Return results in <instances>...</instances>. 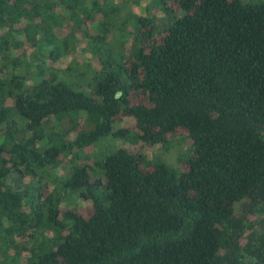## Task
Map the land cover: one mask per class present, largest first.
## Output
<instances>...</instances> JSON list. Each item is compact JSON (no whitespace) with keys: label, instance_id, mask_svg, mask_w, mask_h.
Segmentation results:
<instances>
[{"label":"trees","instance_id":"16d2710c","mask_svg":"<svg viewBox=\"0 0 264 264\" xmlns=\"http://www.w3.org/2000/svg\"><path fill=\"white\" fill-rule=\"evenodd\" d=\"M121 2L0 0V264H264V1Z\"/></svg>","mask_w":264,"mask_h":264},{"label":"rangeland","instance_id":"374dc122","mask_svg":"<svg viewBox=\"0 0 264 264\" xmlns=\"http://www.w3.org/2000/svg\"><path fill=\"white\" fill-rule=\"evenodd\" d=\"M153 0H134L133 2L126 3L127 1L123 0V2H121L120 4L123 7H129V10L131 11V9H134L136 11V15H148L147 13H154L156 16H154V21L158 24V25H164L168 20L166 18H164L163 14L161 11H159L158 5L157 4H153L152 3ZM248 2H260V1H264V0H245ZM153 4V6H152ZM126 10H123L122 13H126ZM171 17V16H170ZM115 20L119 23L122 20V17L119 13L116 14V18ZM130 23V22H128ZM122 35V37H124V39H126L127 37V32L125 31H117L116 32V36H120ZM84 51L80 50V53H83ZM72 55V54H70ZM71 58V57H70ZM78 59H82L81 56H78ZM118 125H115V128H117ZM111 137V136H110ZM108 137V138H110ZM101 143V144H100ZM99 144H97V146L94 149V155H93V159L91 158V160H89L88 162L91 164L92 161L94 162L95 159L98 158V156L100 155L99 152L104 150L107 151L108 149H112L114 147H118L120 145H123V141L121 139H106L104 140V142H100ZM128 146L130 147H134L137 144L134 143H129L127 142ZM190 145V140L187 134H177L171 138H169L167 141L160 143V144H156V145H148L146 147V156L147 159H160L163 162H165L166 164H168L171 167H177V163H178V158L179 157H184V155L187 154V150ZM102 153V152H101ZM67 169V167H66ZM79 202V199L77 196H73L71 198H67L65 199V203L67 205H71L74 206ZM13 254V252L9 251L7 253V260L9 259L11 261L12 264H17L18 263V259L17 257ZM22 257H20V261H21Z\"/></svg>","mask_w":264,"mask_h":264}]
</instances>
